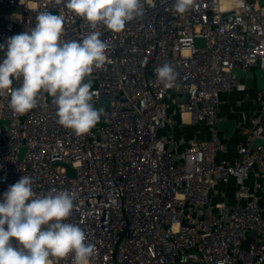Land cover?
Listing matches in <instances>:
<instances>
[{"label":"built area","instance_id":"1","mask_svg":"<svg viewBox=\"0 0 264 264\" xmlns=\"http://www.w3.org/2000/svg\"><path fill=\"white\" fill-rule=\"evenodd\" d=\"M173 4L144 0V15L121 33L101 29L108 60L91 91L104 115L90 133L60 126L46 94L19 116L0 96V200L23 175L38 195L76 193L66 222L95 245L89 264H264V90L254 107L231 109L228 138L217 125L228 119L223 95L248 88L234 69L264 67V1L194 0L184 14ZM46 10L65 15V40L90 31L52 0H0V44ZM164 63L177 74L170 88L155 72ZM169 116L177 126L166 134ZM194 123L191 138L180 133Z\"/></svg>","mask_w":264,"mask_h":264},{"label":"clouds","instance_id":"2","mask_svg":"<svg viewBox=\"0 0 264 264\" xmlns=\"http://www.w3.org/2000/svg\"><path fill=\"white\" fill-rule=\"evenodd\" d=\"M69 15L82 18L90 31L80 39L65 40V15L41 11L34 26L0 44V96L17 116L36 108L45 94L56 108L57 123L75 135L90 133L104 115L94 107L91 91L94 70L108 60V43L101 29L121 33L145 13L144 0H52ZM194 0H174V10L184 14ZM160 83L174 86L176 73L164 63L155 69ZM87 79V82L85 80ZM20 81L13 87V80ZM77 194L66 189L37 194L33 180L23 175L0 200V264H54L72 256V264H89L95 245L72 215Z\"/></svg>","mask_w":264,"mask_h":264},{"label":"water","instance_id":"3","mask_svg":"<svg viewBox=\"0 0 264 264\" xmlns=\"http://www.w3.org/2000/svg\"><path fill=\"white\" fill-rule=\"evenodd\" d=\"M263 1L264 0H260V3H262ZM197 42L199 44L202 43V39L199 38ZM234 72L238 77H246L250 80H253L255 83L256 91L264 90V67L255 68V69H252L249 71L234 69ZM187 99H188V96L184 95V94H179L177 96L178 102H185V101H187ZM100 102H101V104L106 105L107 99L101 98ZM0 124L6 125L7 121L6 120H0ZM217 125H218V128L223 131L224 137L228 138L235 128V120L232 118L221 119L218 121ZM259 142H260L259 139L256 140V143H259ZM57 164L58 163L55 162V165H57ZM67 170H68V173L70 175H73V170L70 167H68Z\"/></svg>","mask_w":264,"mask_h":264},{"label":"crops","instance_id":"4","mask_svg":"<svg viewBox=\"0 0 264 264\" xmlns=\"http://www.w3.org/2000/svg\"><path fill=\"white\" fill-rule=\"evenodd\" d=\"M247 79V84H248V88L246 91H243V92H238V91H233V92H230V93H227V94H224L223 95V99L224 97L226 98H232V99H237V103L235 104L236 106H229L227 110H225L223 108V103L221 105V109H220V115H222L223 117L225 118H236L237 115H235L234 113L231 112V109L232 108H238V109H243V110H248L249 108H252L254 107L256 104V89H255V83L253 80H250L248 78ZM250 81H253L254 83V89L250 90L249 88V82ZM223 101V100H222ZM190 125L192 124H188L185 126V130L184 128L181 129V132L182 134H185L187 138H191L195 133L196 131L192 128V127H189ZM198 128V126L196 127V129ZM189 130H191V132H189ZM194 130V131H193Z\"/></svg>","mask_w":264,"mask_h":264},{"label":"rangeland","instance_id":"5","mask_svg":"<svg viewBox=\"0 0 264 264\" xmlns=\"http://www.w3.org/2000/svg\"><path fill=\"white\" fill-rule=\"evenodd\" d=\"M249 88H250V90L254 89V83H253V81H250L249 82ZM236 103H237V99L234 100L232 98L229 99V98L224 97V99H223V108L225 110H227L229 106H236L235 105ZM172 105H174V102L172 103ZM175 126H177V123L175 121V117H171L170 118V116H169V122L167 124V127L164 129L165 130V133L167 134L169 132V129L170 128H173ZM189 127H192L196 131L197 124L194 123V124L190 125ZM189 132H191V130H189Z\"/></svg>","mask_w":264,"mask_h":264},{"label":"bare ground","instance_id":"6","mask_svg":"<svg viewBox=\"0 0 264 264\" xmlns=\"http://www.w3.org/2000/svg\"><path fill=\"white\" fill-rule=\"evenodd\" d=\"M187 113H183V118L186 119L187 118Z\"/></svg>","mask_w":264,"mask_h":264}]
</instances>
